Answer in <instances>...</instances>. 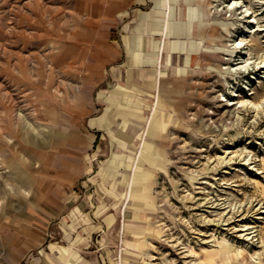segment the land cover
Wrapping results in <instances>:
<instances>
[{
    "label": "rangeland",
    "instance_id": "1",
    "mask_svg": "<svg viewBox=\"0 0 264 264\" xmlns=\"http://www.w3.org/2000/svg\"><path fill=\"white\" fill-rule=\"evenodd\" d=\"M211 3L216 24L235 27L216 26L200 40L210 54L190 74L175 78L169 68L158 83L134 80L91 97L113 126L103 149L90 152L104 197L117 198L123 211L112 229L81 214L72 216L67 236L51 223L44 246L53 242L66 254L59 264H264V0ZM61 4L0 0L2 263L9 261V225L37 211L40 185L54 184L40 155L62 151L47 140L77 101L70 91L81 80L64 64L70 49L54 46L68 19ZM115 137L128 142L111 146ZM135 168L149 173L146 186L131 184ZM127 206L138 216L125 222Z\"/></svg>",
    "mask_w": 264,
    "mask_h": 264
},
{
    "label": "crops",
    "instance_id": "2",
    "mask_svg": "<svg viewBox=\"0 0 264 264\" xmlns=\"http://www.w3.org/2000/svg\"><path fill=\"white\" fill-rule=\"evenodd\" d=\"M62 1L57 8L62 7L68 19L64 39L60 43L56 40L54 46L70 49L65 51L64 64L69 65L71 76L81 80L79 87L70 91L77 101L65 109L67 115L59 134L47 140L48 147L64 146L62 151L48 148L40 155L54 184L40 185L35 195L37 211H29L25 218L9 225L13 231L7 239L9 261L0 264H59L57 256L66 254H59L53 242L47 246L44 242L53 232L51 223H58L67 236L74 215L87 217V222L100 229H112L123 210L117 198L104 197L95 169L96 152L90 149H103L101 144L110 134L108 128L113 126V120L102 105H94L91 97L97 91L101 95L109 90L120 92L134 80L158 83L169 68L175 78L183 79L210 54L209 49L200 50V40L215 29L211 0ZM115 138L111 146L128 142ZM144 157L151 163L155 160L153 156ZM149 178L145 170L135 168L131 184L146 186ZM124 215L128 222L138 212L127 206Z\"/></svg>",
    "mask_w": 264,
    "mask_h": 264
},
{
    "label": "bare ground",
    "instance_id": "3",
    "mask_svg": "<svg viewBox=\"0 0 264 264\" xmlns=\"http://www.w3.org/2000/svg\"><path fill=\"white\" fill-rule=\"evenodd\" d=\"M244 1L245 0H234V3L231 5V4H229L230 5V8H236V7H238V6H241L242 5V3H244ZM231 2V1H230ZM229 3V2H228ZM232 3V2H231ZM244 6V5H243ZM249 7V6H248ZM243 9H245V8H243ZM247 10H248V8H247ZM246 12V11H245ZM216 14V13H215ZM252 14V13H251ZM255 20V19H254ZM222 23V25H218V24H214L213 26L214 27H216V26H221L222 28H227V29H229L230 30V28H232V27H235V23H233V22H231V24H228L227 22H225V21H221ZM260 27V26H259ZM244 44V42L243 41H240L238 44H236V46L235 47H233V48H239L240 46H242ZM239 50V49H238ZM218 51L219 52H224V53H226L224 50H221V49H219L218 48ZM235 53H236V50L235 49H232V54L230 55V56H234L235 55ZM249 60V59H248ZM263 61H264V59H263ZM249 63H252V61H250ZM248 63V64H249ZM247 64V65H248ZM251 65V64H250ZM249 65V66H250ZM242 66V65H241ZM239 68V67H238ZM233 70V69H232ZM140 163H142L143 164V160H140L139 161V164Z\"/></svg>",
    "mask_w": 264,
    "mask_h": 264
}]
</instances>
